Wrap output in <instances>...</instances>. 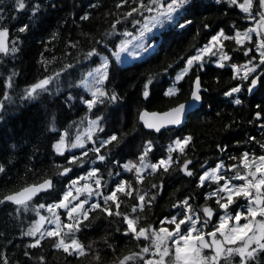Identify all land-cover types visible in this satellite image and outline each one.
<instances>
[{
  "label": "trees",
  "instance_id": "obj_1",
  "mask_svg": "<svg viewBox=\"0 0 264 264\" xmlns=\"http://www.w3.org/2000/svg\"><path fill=\"white\" fill-rule=\"evenodd\" d=\"M242 2L243 0H238V3ZM25 3V10L16 11L15 0H0V15L4 17L0 19V30L8 29L9 49L6 54L0 53V104L4 105V109L0 111V165L4 167V171L0 172V200L5 195L15 194L45 179L56 177L64 166H69L63 158L69 153L80 156L81 148L58 154L53 145L67 133L68 147L71 148L75 138L73 132H77L81 126L89 128V122L95 119L92 114L95 108L88 110L81 100V97L91 96L82 86L87 77V69L76 67L75 72L61 82L59 91L41 92L38 96L34 94L35 98H29L26 90L45 77L68 71L67 65L70 63L74 66L77 63H87L82 60L83 54L95 46L96 41H100L102 37L106 40L116 39L115 36L107 37L106 33L112 22L129 7L128 4H121L117 8L114 0H25ZM193 3L195 6L187 14L192 24L184 30L171 25L162 28L152 38L156 42V48L146 59L123 67L116 64L114 75L113 64L110 62L109 80L104 83L106 90H114L119 99L99 105L102 108L99 114L105 118V130L111 129L117 133L118 142L101 149V153L110 150L104 162L96 161L93 165L90 158L94 159L95 154L89 151L81 157L84 163L73 162L70 165L73 169L70 175L73 178L76 173L84 176V169L100 167V175L103 176L100 190L104 194L108 193L115 181L121 178L128 181L125 192L117 193L116 203L109 202L113 215L109 216L100 209L89 212L88 219L81 221L82 230L76 232L74 237L84 246L85 252L83 256L74 258L64 253L62 248L54 246V242L60 237L46 236L40 240V245L29 247L35 237L22 235L33 227L37 212L46 208L39 209L38 202L47 204L53 201L59 195L60 188L65 185L58 186L52 196L41 195L27 203L26 211L24 205L2 202L0 258H6L8 264H116L123 256L149 246V253L141 257L147 258L154 249L151 241L125 236V215L134 220L138 229L149 225L156 227L162 217L179 211V208H173L176 201L188 196L191 198L193 211L200 214L201 221L205 219L202 211L204 206L214 210L215 219V213L220 211L215 203L216 198L205 200L201 193L210 192L217 185L209 181L204 187H198V175L220 161L225 165L223 173L232 175L239 170L243 174L245 169L239 159L242 151L251 149L249 160H253V155L264 154L255 140L252 144L246 143L249 136L264 140L259 124L255 123L258 105L264 104V91L258 88L253 95L245 94L241 105L231 103L223 95L235 83L230 78L229 68L220 69L209 62L199 73L202 86L207 88L204 106L195 112L196 115L183 129L184 134L192 136V140L185 146V152L171 153L173 162L167 172L158 168L153 173L144 174L139 181L135 168L131 171L123 168V164L129 162L137 167L140 165V154L144 151L143 144L147 140H152L154 150L149 151L144 159L157 163V157L168 158V146L176 137V131H164L163 135L148 132L140 122L139 114L143 111L165 112L177 103L187 101L190 87L188 76L192 70L177 84L182 85V91L171 97L163 94L173 85L175 76L186 59L195 54V50L206 43L215 30L224 29L228 32L235 25L244 31L251 23L244 19L247 14L238 6L229 7L226 2L216 3V0H193ZM36 4L39 5V10L33 14L31 8ZM85 13L89 14L88 20L81 19ZM22 24L29 25L24 33L17 30ZM204 24L211 27L206 29ZM141 27L143 24H138L135 28L126 24V30L131 35H124L125 29H120L117 43L138 36ZM14 45L17 49L15 53L11 52ZM240 47L232 40L223 42V51L229 54L242 56L239 52L233 53L234 49ZM209 59L215 60L205 58ZM98 66L97 58V64L93 67ZM149 77H152V83L149 84L150 96L145 99L142 92ZM69 83H74L75 87L68 88ZM69 94L71 100L68 99ZM98 135L99 132L92 134L94 139ZM91 143L86 137L85 147H90ZM218 145L226 146V151L221 152ZM111 153H115L116 159L121 161L119 165L108 163L112 159ZM229 154L237 159H229ZM185 158L192 161L189 165L193 170L192 177L181 171ZM201 165H204L203 169ZM228 165L237 167L228 168ZM109 171L113 173L111 177L108 176ZM153 184L160 186L159 189L153 188ZM129 192L130 195L127 194ZM139 195H145L143 202L139 201ZM235 200L246 202L241 197ZM116 204H119L118 209ZM232 207H236L235 202L229 207L230 211ZM83 225L88 227L84 228ZM26 251L28 256L24 254ZM221 261L239 264V257L228 254ZM257 262L264 264V253L258 254L250 264ZM126 264H139V260L130 258Z\"/></svg>",
  "mask_w": 264,
  "mask_h": 264
},
{
  "label": "snow or ice",
  "instance_id": "obj_2",
  "mask_svg": "<svg viewBox=\"0 0 264 264\" xmlns=\"http://www.w3.org/2000/svg\"><path fill=\"white\" fill-rule=\"evenodd\" d=\"M114 2L117 8L121 4H128L129 6L127 11L121 13L112 22L110 30L106 33L107 37L115 36L116 39L106 40L102 37L100 41L95 42V46L83 54L82 60L87 63H77L75 66L70 63L67 65L68 71L56 73L55 76L45 77L26 90V95L29 98H35L33 93L38 96L41 92L51 93L54 90L59 91L62 86L61 82L72 75L76 67L87 69L85 84L91 92V96L81 97V100L88 110L95 108V111L92 113L95 119L89 122L87 135V139L92 141L91 146L85 147L83 141L78 138L77 143L72 144V147L81 148L80 156H77L76 153H69L64 156V161L69 166H64L62 172L57 173L56 177L45 179L41 183L25 188L23 193L5 195L3 200H0V203L9 201L16 205L23 204L26 211L28 208L27 204L24 203L26 199L31 198L37 193L52 196L56 193L58 186L61 184L65 185V187L60 188L59 195H56L53 201L47 204L38 202V208L44 209L46 207L49 213H53V218L50 222L55 224V230L47 231V236L61 237V229L68 230L65 234L67 239L61 238L55 241L54 246L62 248L64 253L74 258L83 256L85 252L84 246L74 238L75 233L82 230L81 221L87 220L89 212L93 209H100L109 216L113 215L109 202L116 203L117 193H124L125 185L128 183V181L121 178L114 182L113 187L108 190L107 194H104L99 191L102 187L101 181L103 179V176L100 175L102 171L100 167L94 166L84 169V176L76 173L75 178H73V175H69L73 172L70 165L73 162L84 163L81 157L89 151L95 154L94 159L90 158L93 165L96 164V161L104 162L106 157L109 156L110 150L101 153V149H106L107 145L118 142L116 132L111 129L105 130L103 126L105 118L99 114L102 112V108L99 105H103L106 102H116L119 99L114 90H106L104 82L109 80L110 62L113 64L112 71L114 75L115 65L122 61L121 52L125 50V47L124 42L117 43L120 29H125L124 35H131L126 30V24H131L134 28L138 24H143V27L139 29V39L135 47L147 50V45L144 43L146 30L151 31L154 28H164L167 25L184 30L192 24V20L187 14L195 6L193 0H118V2L114 0ZM222 2H226L229 7L238 6L243 13L247 14L244 16V19L251 23L244 31H241L235 25L228 32H225L224 29L215 30L207 42L197 48L195 54L186 59L185 64L176 74L173 85L168 87L163 94L171 97L174 93L182 91V85L177 86L176 82L181 81L191 69L192 73L188 76L190 87L188 92L189 99L187 101L177 103L169 111H165L162 114L157 112H141L139 114V119L144 121V126L148 129H153L155 133L163 135L164 133L161 132L163 128L165 133L175 130L177 135L172 144L168 146L169 156L167 159L157 157V163L145 164L143 162L145 156L149 151L154 150L152 140H147L143 144L144 151L140 154L141 163L139 167L131 162L123 164L125 170L131 171L133 168L136 169L138 181L142 179L139 174L145 167H150L152 172H155L158 168H163V171L167 172L170 164L173 162L171 153L173 151H177L180 154L185 152V146L192 140V136L184 134L183 129L187 122L196 115L195 112H187L186 104H196L199 102V107L203 108L204 93L207 92V88L202 86L199 73L206 68L209 62L214 63L220 69L229 68L231 73L230 78L235 83L225 90L223 95L231 103L241 105L245 94L254 93L257 88L264 91V0H243V3H238V0H216V3ZM26 7L25 0H15L14 9L16 11L25 10ZM93 7H96V5L93 4ZM38 10V4L33 5L31 8L33 14ZM133 13H136V15L134 16ZM128 17H131V19L128 20ZM3 18L0 15V19ZM81 19L88 20L89 14L85 13L81 16ZM252 25H255V27ZM203 27L207 29L211 26L204 24ZM28 28V24H22L17 30L24 33ZM7 35V28L0 30V53L6 54L9 51L5 47V37ZM226 40H232L235 45L241 46L239 49H234L233 53L239 52L242 56L224 52L222 41ZM245 41L249 43L245 44ZM218 46V51H214L213 49H217ZM16 50L14 45L11 48V52L15 53ZM133 55H136V53H133ZM206 55L215 57L216 59L214 61L211 59L205 60ZM97 58L99 59V66L93 67L97 64ZM241 59L243 60L242 63ZM225 62L228 63L226 64ZM169 67L172 66L169 65ZM151 83L152 77H149L148 81L144 84L142 92L145 99H148L150 96L149 84ZM9 87H11V84H9ZM72 87H75V84L69 83L68 88ZM68 99L71 100L70 94ZM3 109L4 105L0 104V111ZM258 109L255 113L257 117L255 123L259 124L261 133L264 134V104L258 105ZM52 130L55 131L54 128ZM93 132H99L100 135L94 139L92 136ZM254 140L260 149L264 150V140H257L255 137L249 136L246 143L252 144ZM63 145L64 138L60 137L53 147L57 153H62ZM218 148L221 152L226 151V146L218 145ZM237 151L239 152L240 149H237ZM250 152L251 149L249 148L240 154L239 159L243 163L244 169H251L253 167L249 163ZM111 155L112 159L108 160V163L119 165L121 161L116 159V154L111 153ZM229 159L236 160L237 157L229 154ZM252 159L255 162V170H249L245 174H241L238 170L232 175H228L227 172L218 175V171L225 168L223 161H220L214 167L204 170L198 175V187H204L207 178H211L217 185L214 190L201 193L205 200L213 197L216 198L215 203L218 205L220 211L215 213V219H212L214 210L211 207L204 206L202 211L205 219L201 221L200 214L193 211L192 204L190 203L191 198L188 196L176 201L173 204V208H179V211L162 217L156 227L149 225L137 229L134 220L125 215L123 219L127 227L123 230L124 235H130L136 239L143 237L145 240H150L151 246L155 250L151 253V256L141 259V257H144V254L150 251V247L145 246L139 252L123 256L116 264H126L130 258L138 259L139 264H166L165 257L169 258L167 264H228L227 261H221L222 254L238 256L239 264H250L252 260L256 259L258 254L264 253V191H262L264 190V154L259 156L253 155ZM191 164L192 161L187 158L181 164V171L188 177L193 176V170L189 167ZM227 167L236 168L237 166L228 165ZM201 168L203 169L204 165H201ZM3 171V165H0V172ZM112 175L113 173L109 171L108 176L111 177ZM119 175V172H117V176ZM86 178L93 179L96 191H93V185L87 182L82 187L77 186L80 180H86ZM236 181H239V183ZM152 187L159 189L160 186L153 184ZM73 189L76 195H73ZM82 192H87V196L84 199L79 198ZM25 193L27 194L26 196ZM127 194L130 195L131 193ZM238 197H243L246 203H241L234 199ZM138 199L140 202H143L145 195H139ZM234 202L236 203V207H232L230 212L227 211ZM116 208H119V204H116ZM55 209L64 210L63 215L66 216L65 223H62L60 216L55 214ZM237 209L242 210L238 211ZM133 211H135V207ZM116 214L120 215L119 212ZM37 215H39V212H37ZM257 216L261 217L259 221L256 220ZM242 217L245 220L243 224L240 223ZM44 219L45 217L41 215L40 221L37 224ZM230 220H234L236 223L233 227L228 228L227 225ZM198 223L200 227H197ZM210 224L211 227H209ZM182 225L183 228L181 227ZM83 227L86 228L88 225H83ZM205 228L209 229L207 233H205ZM37 231L38 227L34 226L22 233V235L35 237L29 247L40 245V239L43 234L37 236ZM249 232H251V235H247ZM68 233H71V235H68ZM206 235L211 237L210 241L205 239ZM243 237H246V239H243V242L239 246L232 247ZM173 245L174 248L172 247ZM199 248H208L210 252L201 257ZM188 249H191L194 254L188 255L186 251ZM24 254L26 256L29 255L27 251ZM41 260H43V257H41ZM0 264H8V260L0 258Z\"/></svg>",
  "mask_w": 264,
  "mask_h": 264
},
{
  "label": "rangeland",
  "instance_id": "obj_3",
  "mask_svg": "<svg viewBox=\"0 0 264 264\" xmlns=\"http://www.w3.org/2000/svg\"><path fill=\"white\" fill-rule=\"evenodd\" d=\"M243 3V2H242ZM253 27H255V25H252ZM162 28H154L152 29L151 31H145V35H144V43L147 45V50H143V49H139L137 47H135L136 43H137V40L139 39V35L136 36V37H129L126 39V41L124 42V47H125V50L123 52H121V57H122V61L120 63H118V65L120 66H127V65H131L132 63L136 62V61H141V60H144L147 58V56L153 52V50L156 48V42L154 39H152L154 36L158 35L160 33ZM224 41H222V44H223ZM249 43L248 41H245V44ZM5 47L8 49V35L5 37ZM219 49V46L217 47V49H213L214 51H218ZM133 53H136V55H133ZM206 57H209L208 55L205 56ZM210 58V57H209ZM211 58H214L216 59L215 57H211ZM191 71V69H190ZM189 71V72H190ZM187 75V74H186ZM185 75V76H186ZM87 79V77H86ZM85 79V80H86ZM85 80L82 82V86L87 90L89 91L88 87L86 86L85 84ZM183 80V79H182ZM180 82V81H178ZM178 82H176V84H178ZM39 91V90H37ZM90 95H91V92L89 91ZM35 93H33L34 95ZM88 130L89 128H85L83 126H81V128L78 129V131L76 132H73V136L75 137L74 140H73V144L74 143H77V139L79 138L80 140L83 141L84 143V146H85V139L88 135ZM93 134V133H92ZM63 138H64V145H63V152L62 153H58V154H63L65 153L66 151H73L74 149L76 148H80V147H68V144H69V141H68V135L67 133H64L63 134ZM57 143V142H56ZM55 143V144H56ZM55 150V148H54ZM145 164L147 165H150L151 163L148 162L146 159H144L143 161ZM249 163L253 165V167L251 169H245L244 170V173L245 174L247 171L251 170V171H254L255 170V162L253 160H249ZM139 167V166H138ZM225 169H221L220 171H218V175H221L223 173ZM153 173L150 169V167H145L141 172H140V176L143 178L144 174L146 173ZM249 179H251V177H249ZM213 182V180L211 178H207L205 183L206 182ZM87 182L89 184H92L93 185V191H96L95 189V185L93 183V179L92 178H86V180H80L79 181V184L77 185L78 187H82L83 184ZM237 183H239V181H236ZM99 191H101L99 189ZM254 191V190H253ZM264 191V190H262ZM73 195H76V192L75 190L73 189ZM85 196H87V192H82L79 196L80 199H84ZM94 198V197H93ZM242 199H244L243 197H241ZM236 199V198H234ZM246 203V202H245ZM87 206V205H86ZM241 209H239L240 211ZM55 214L59 215L60 216V220L62 223H65L66 222V216L63 215V212L64 210L63 209H55ZM227 211L230 212V210L228 209ZM44 216L45 219L40 222L39 224H37L38 221H40V216ZM74 215H78V214H74ZM214 217V216H213ZM53 218V213H49L47 211V208H45L42 212H39V215H37V218H36V222L34 223L33 227L36 226L38 227V231H37V236H41L42 235V238L46 237V233L47 231L49 230H55V224L51 223V219ZM213 219V218H212ZM261 219V217L257 216L256 217V220L259 221ZM245 222L244 218L242 217L240 223L243 224ZM236 222L234 220H230L227 227L228 228H231L234 226ZM135 227L137 228L136 224H135ZM183 227V225L181 226ZM197 227H200V224L198 223L197 224ZM138 229V228H137ZM209 229L205 228V233L208 232ZM68 232L67 229H61V238H66L65 234ZM68 235H70V233H68ZM193 235H195V233H193ZM219 235V234H217ZM247 235H251V232L247 233ZM41 238V239H42ZM143 238V237H141ZM40 239V240H41ZM205 239L206 240H211V237H208L207 235L205 236ZM243 239H246V237H243L241 240H238L236 242V245H232V247H236V246H239L242 242H243ZM174 248V245L172 246ZM155 249H153L151 251V253L154 251ZM187 251V254L188 255H193L194 252L191 250V249H188L186 250ZM210 252V249L208 248H199V254L201 257H203L204 255L208 254ZM225 254H222L221 255V258L224 257ZM154 258V257H153ZM220 258V259H221ZM169 258L168 257H165V262L167 264Z\"/></svg>",
  "mask_w": 264,
  "mask_h": 264
},
{
  "label": "water",
  "instance_id": "obj_4",
  "mask_svg": "<svg viewBox=\"0 0 264 264\" xmlns=\"http://www.w3.org/2000/svg\"><path fill=\"white\" fill-rule=\"evenodd\" d=\"M257 90H258V88L254 91V93H255ZM254 93H250V94L253 95ZM199 109H200V107H199V102H197L196 104H186V110H187L188 113L196 112V111H198ZM169 110H170V109H169ZM169 110H167V111H169ZM143 112H149V111H143ZM149 113H151V112H149ZM157 113L162 114L163 112H157ZM140 122L142 123V125H143V127L145 128L146 131L155 133V131H154L153 129H148V128H146V127L144 126V121L140 120ZM169 127H170V126H169ZM161 132H164V129H163V128L161 129ZM156 134H160V133H156ZM70 174H71V173H70ZM70 174H69V175H70ZM32 186H34V185H32ZM32 186H29V187H32ZM27 188H28V187H27ZM23 192H24V189H22L21 191H19V192H17V193H23ZM15 194H16V193H15ZM15 194H12V195H15ZM26 195H27V194L25 193V196H26ZM41 195H43V194H42V193H37L36 195L32 196L31 198L26 199V200L24 201V203L27 204V203L33 201L34 199L40 197ZM4 203H9V204H12V205H16V204H14V203H12V202H9V201H4ZM22 205H23V204H22ZM16 206H21V205H16Z\"/></svg>",
  "mask_w": 264,
  "mask_h": 264
}]
</instances>
